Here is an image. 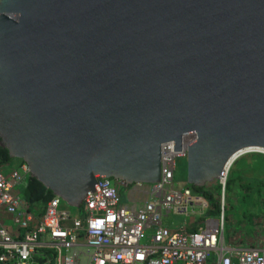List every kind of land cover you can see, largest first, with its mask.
Masks as SVG:
<instances>
[{
    "label": "water",
    "instance_id": "1",
    "mask_svg": "<svg viewBox=\"0 0 264 264\" xmlns=\"http://www.w3.org/2000/svg\"><path fill=\"white\" fill-rule=\"evenodd\" d=\"M189 136V186L264 154V0H0V146L63 204Z\"/></svg>",
    "mask_w": 264,
    "mask_h": 264
},
{
    "label": "built area",
    "instance_id": "2",
    "mask_svg": "<svg viewBox=\"0 0 264 264\" xmlns=\"http://www.w3.org/2000/svg\"><path fill=\"white\" fill-rule=\"evenodd\" d=\"M194 141V137H186L182 152H175L174 144L164 146L160 183L127 186L98 177L96 193L85 198L79 219L71 221L70 214L61 212L62 200L55 197L33 229V216L23 213V203L14 193L30 176L28 166L22 163L7 178L0 175V209L23 218L20 227L25 231L16 239L0 229V264H32L35 256L47 254V250L56 253L58 264H82L73 251L82 245L83 237L87 264H264V252L234 255L223 245L230 171L244 156L264 154H242L227 169L217 182L221 191L216 211L204 196L175 183L176 162L186 158ZM122 191L128 194V205L122 204ZM171 216H204L205 228L173 230L164 223Z\"/></svg>",
    "mask_w": 264,
    "mask_h": 264
},
{
    "label": "crops",
    "instance_id": "3",
    "mask_svg": "<svg viewBox=\"0 0 264 264\" xmlns=\"http://www.w3.org/2000/svg\"><path fill=\"white\" fill-rule=\"evenodd\" d=\"M21 164L22 162L20 161L16 170L19 169ZM246 175L252 176V173L251 174L247 173ZM30 177L31 175L27 178V180L23 183V185L16 188L14 193L15 195H17V197L21 199L23 203V208H24L23 213L26 215L30 214L33 216L34 223L31 226V229H33L41 222L42 216L45 214L46 206L43 207L38 205H30L25 199V188ZM258 177L261 178V175L258 174ZM262 192L264 193V191ZM80 211L81 213L79 218L82 216V208L80 209ZM250 211H254L257 212L258 214H261L260 218L256 217L255 221L245 219L244 222H240V225L238 226L237 230L231 232L228 239L226 237V226H225L223 245L227 250V252L232 253L234 255L247 251H255V250L259 252H264V198L257 203L256 209L252 208ZM205 215H207V213H205ZM186 219L184 222H181V224L175 225L174 223H172V225H170L169 223H167L169 225L168 227H170L173 230L183 229L188 232H192L196 230L199 231L205 228L204 216L189 217L188 221H186ZM22 221L23 218L18 216L14 217L13 215H10L6 210L0 209V229H5L16 239H21L23 237V234L25 233L23 228L20 227ZM226 223H227V218H226ZM81 243L82 245L76 248L73 251V254L76 255L80 263L87 264L88 249L85 247L86 244L85 237L82 238ZM32 264H58L56 253L53 252L52 250H47V254H41L35 256L34 260L32 261Z\"/></svg>",
    "mask_w": 264,
    "mask_h": 264
},
{
    "label": "rangeland",
    "instance_id": "4",
    "mask_svg": "<svg viewBox=\"0 0 264 264\" xmlns=\"http://www.w3.org/2000/svg\"><path fill=\"white\" fill-rule=\"evenodd\" d=\"M242 159V160H241ZM239 159L238 161L239 164L237 165L236 168L233 169V177H239L241 174H251L250 176L251 181L247 180L246 183L253 184L252 188H261V190L264 191L262 188L264 184V158L256 155V154H249L244 156L243 158ZM237 161V162H238ZM20 161H15L12 165H8L5 167L0 168V175L4 177H9L18 167ZM236 162V163H237ZM249 167V170H248ZM257 167L258 170L257 172H260L259 174L261 175V178L258 180L257 174L255 173L254 169ZM242 171V172H241ZM247 176V175H246ZM255 176L256 178L252 177ZM186 180H187V159L182 158L178 159L176 162V167H175V183L179 186L180 189H183L186 187ZM263 183V184H262ZM261 184V185H260ZM264 198V194L262 195H254V196H248L245 197L242 194H230V192H227V210H226V218H227V223H226V237L227 239L230 236V233L237 230L238 226L240 225V222H244L245 219H249L251 221H255L256 217L261 216V214H258L257 212L250 211L252 208H257V203ZM245 199V201H244ZM122 204L128 205L129 204V199H128V194L125 191H122ZM59 210L63 213H68L71 216V221L79 218L80 216V209L78 208H70L66 206L65 204L60 203ZM186 218L182 217H177V216H171L169 219H165L164 223L165 225H172V223L176 224H181V222H184ZM188 221V218L186 219ZM169 226V225H168Z\"/></svg>",
    "mask_w": 264,
    "mask_h": 264
},
{
    "label": "trees",
    "instance_id": "5",
    "mask_svg": "<svg viewBox=\"0 0 264 264\" xmlns=\"http://www.w3.org/2000/svg\"><path fill=\"white\" fill-rule=\"evenodd\" d=\"M259 156L264 158L263 155H259ZM15 161L17 160H13L10 157L9 151L0 146V168L11 165ZM240 161H238L230 171V175L228 177V183H227V192L229 191L230 194L232 195L242 194L245 197L264 194L261 188H257L256 190L255 189L256 187L252 188L253 184L248 183L249 181L246 183L247 180L251 181V178H249V176H246V174L244 175L241 174L238 178L233 177V173H234L233 169L237 167ZM253 169L255 171V174H257V177H258V174H259L257 172L258 168L255 167ZM248 170H249V167H248ZM253 178H256V177L253 176L252 179ZM259 179L260 178L258 177L257 181H260ZM186 187L191 189L194 195L204 196L206 199L209 200L210 204L212 205V208H214L216 211L219 210L220 202H219L217 195H219L221 190L217 183L211 185L210 187H204V188L189 186L186 183ZM262 188L264 189V184ZM54 198L55 196L52 193V191L48 190L43 184H41L35 178H31V177L29 178L28 183L25 188V199L27 200L28 204L45 207ZM194 232H197V230Z\"/></svg>",
    "mask_w": 264,
    "mask_h": 264
}]
</instances>
